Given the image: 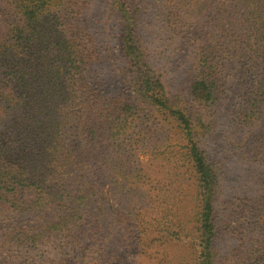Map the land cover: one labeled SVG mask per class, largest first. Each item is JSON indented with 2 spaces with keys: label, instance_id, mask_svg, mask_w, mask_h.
Instances as JSON below:
<instances>
[{
  "label": "trees",
  "instance_id": "obj_1",
  "mask_svg": "<svg viewBox=\"0 0 264 264\" xmlns=\"http://www.w3.org/2000/svg\"><path fill=\"white\" fill-rule=\"evenodd\" d=\"M137 3L0 0L10 264H36L48 245L59 264L151 253L159 264H264V0ZM103 20L108 56L143 106L110 90ZM173 55L192 71L191 108L167 95L154 65ZM219 121L256 131L238 186Z\"/></svg>",
  "mask_w": 264,
  "mask_h": 264
},
{
  "label": "rangeland",
  "instance_id": "obj_2",
  "mask_svg": "<svg viewBox=\"0 0 264 264\" xmlns=\"http://www.w3.org/2000/svg\"><path fill=\"white\" fill-rule=\"evenodd\" d=\"M144 0H138V5H141ZM101 44L100 49L102 50L101 60L102 63L106 64L108 69L111 70V83L110 90H114L117 94L128 98L131 101H134L139 106L145 105L142 99L132 90L131 87L125 81L123 74L118 69L117 62H114L108 56V46L109 40L111 39L109 33V24L103 20L100 29ZM158 72L161 74V79L165 86L167 95L175 98L178 102H181L184 106L191 108L193 103L188 97V87L189 81L191 79V70L188 69V63L185 58H180L178 55H173L168 60L162 58L158 61L157 64ZM206 122V121H205ZM234 124H236L233 121ZM232 123H222L219 121L218 125L214 127L213 134L217 139V142L225 150H231L230 153L227 172L230 180H236L237 186L241 183L240 180L244 174V163L248 159L249 152L252 150L254 143L252 140V131H241L243 128H240V131L237 132L231 129ZM225 192H233V190L228 189V185L225 189ZM234 194H241L240 192H234ZM230 200H233V206L240 205V199L238 196L234 195ZM224 205H221V208ZM1 252V247H0ZM150 252H153L152 250ZM44 254L47 256H32L36 264H59L56 260L58 259L57 250L53 249V246L48 245L44 248ZM125 264H159L158 256H154V253L151 255H137V256H124ZM0 264H10L9 258L7 256H2L0 254Z\"/></svg>",
  "mask_w": 264,
  "mask_h": 264
}]
</instances>
